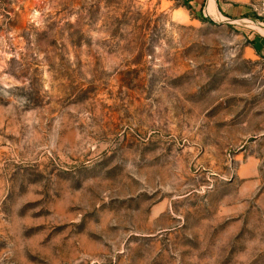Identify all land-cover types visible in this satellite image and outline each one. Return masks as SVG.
<instances>
[{"label":"rangeland","instance_id":"1","mask_svg":"<svg viewBox=\"0 0 264 264\" xmlns=\"http://www.w3.org/2000/svg\"><path fill=\"white\" fill-rule=\"evenodd\" d=\"M226 1L0 0V264H264L261 0Z\"/></svg>","mask_w":264,"mask_h":264},{"label":"crops","instance_id":"2","mask_svg":"<svg viewBox=\"0 0 264 264\" xmlns=\"http://www.w3.org/2000/svg\"><path fill=\"white\" fill-rule=\"evenodd\" d=\"M225 3L224 10L229 15L244 14L247 10L245 6H242L244 5V0H229Z\"/></svg>","mask_w":264,"mask_h":264},{"label":"built area","instance_id":"3","mask_svg":"<svg viewBox=\"0 0 264 264\" xmlns=\"http://www.w3.org/2000/svg\"><path fill=\"white\" fill-rule=\"evenodd\" d=\"M254 11L260 21L259 24L264 27V0H261L254 8Z\"/></svg>","mask_w":264,"mask_h":264},{"label":"bare ground","instance_id":"4","mask_svg":"<svg viewBox=\"0 0 264 264\" xmlns=\"http://www.w3.org/2000/svg\"><path fill=\"white\" fill-rule=\"evenodd\" d=\"M209 6H210L209 9H208L209 14H213V13H215V9H214V3H213V1H211V4H210ZM213 15H214V14H213Z\"/></svg>","mask_w":264,"mask_h":264}]
</instances>
